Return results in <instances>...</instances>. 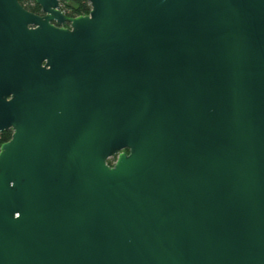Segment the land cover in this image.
Listing matches in <instances>:
<instances>
[{
  "label": "water",
  "instance_id": "95a60500",
  "mask_svg": "<svg viewBox=\"0 0 264 264\" xmlns=\"http://www.w3.org/2000/svg\"><path fill=\"white\" fill-rule=\"evenodd\" d=\"M87 1L0 0V264H264V0Z\"/></svg>",
  "mask_w": 264,
  "mask_h": 264
},
{
  "label": "trees",
  "instance_id": "16d2710c",
  "mask_svg": "<svg viewBox=\"0 0 264 264\" xmlns=\"http://www.w3.org/2000/svg\"><path fill=\"white\" fill-rule=\"evenodd\" d=\"M20 4L27 10L37 13L39 11V5L35 0H18ZM59 5L61 10L69 16H77L86 14L89 9V3L87 0H60ZM11 131L9 129L0 132V144L10 138Z\"/></svg>",
  "mask_w": 264,
  "mask_h": 264
},
{
  "label": "rangeland",
  "instance_id": "374dc122",
  "mask_svg": "<svg viewBox=\"0 0 264 264\" xmlns=\"http://www.w3.org/2000/svg\"><path fill=\"white\" fill-rule=\"evenodd\" d=\"M60 9H61V7H60ZM87 13H88V12H87ZM87 13H86V14H87ZM66 26H67V24H66ZM115 158H116V155H113V156L109 157V158L107 159V163L111 165V164L115 161Z\"/></svg>",
  "mask_w": 264,
  "mask_h": 264
},
{
  "label": "flooded vegetation",
  "instance_id": "af4514ba",
  "mask_svg": "<svg viewBox=\"0 0 264 264\" xmlns=\"http://www.w3.org/2000/svg\"><path fill=\"white\" fill-rule=\"evenodd\" d=\"M36 14H41V10H40V8H39V11H38Z\"/></svg>",
  "mask_w": 264,
  "mask_h": 264
}]
</instances>
